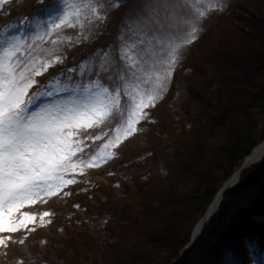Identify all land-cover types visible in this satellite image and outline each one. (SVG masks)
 <instances>
[{
  "label": "trees",
  "instance_id": "16d2710c",
  "mask_svg": "<svg viewBox=\"0 0 264 264\" xmlns=\"http://www.w3.org/2000/svg\"><path fill=\"white\" fill-rule=\"evenodd\" d=\"M129 2H125L126 13L128 4L132 5ZM129 13L136 15L137 10ZM243 16L240 20L244 26H230L225 35L233 36V40L226 36L211 61L208 55L201 67L188 66L191 77H184L181 84L186 93L178 107L179 120L168 118L167 127L161 130L166 138L155 142L161 149H152L151 139L145 152L126 162L124 194L129 197L118 198L115 205L107 201L109 206L101 207V221H94L91 230L96 239L87 241L86 234L81 233L79 245L53 240L55 244L48 252L58 253L46 259V264H220L227 257L238 261L239 253L261 243L256 255L258 264H264V229L257 226L264 218V158L242 171L240 181L224 193L219 209L194 246L185 250L224 182L244 164L254 147L264 142V0L250 3ZM98 79L105 85L106 74ZM215 123L217 130L224 123L230 125L225 142L207 138ZM178 129L182 132L174 134ZM201 159L209 165L202 171L197 166ZM162 167L171 169L165 176L170 179L154 190L152 183L163 177ZM147 172H159V176L141 181ZM129 183L140 196H130ZM98 185L103 194L113 189L111 184ZM145 185L150 192L141 190ZM140 213L146 216L143 226L138 224ZM111 237L114 242L109 245ZM78 249L85 255L74 258Z\"/></svg>",
  "mask_w": 264,
  "mask_h": 264
},
{
  "label": "rangeland",
  "instance_id": "374dc122",
  "mask_svg": "<svg viewBox=\"0 0 264 264\" xmlns=\"http://www.w3.org/2000/svg\"><path fill=\"white\" fill-rule=\"evenodd\" d=\"M238 1L204 0L205 6L222 3L223 9H208L209 15L200 22L202 30L198 33L197 39L183 48L181 58L174 66V71L158 86L154 105H149L144 109L146 116L136 123L134 131L125 134L121 127L122 118L114 114L115 118L106 121L105 125L86 131L81 130L79 136L73 137L76 141H83L81 150L77 151L72 158L73 162L83 161L84 163L79 168L63 174L65 179L72 180L71 183L61 184L50 192L41 193L32 201L18 205L11 212L12 222L19 224L20 227L15 232H0V239L5 241L0 244V264H46L44 262L46 259L48 260L49 257L58 253V250L51 254L48 252L55 244L53 240L79 245L82 243L81 233L86 234L87 241H91L92 238L96 239V233L91 230H93L94 221H101L99 216L103 212L101 207L109 206L106 205L107 201L109 203L111 200L110 204L115 205L118 198L129 197V194H124V185H126L124 179H126L128 171L126 162L138 153L145 152L151 139H153L151 146L154 144L151 148L161 149L162 146L155 142L160 138H166V134L161 130L167 127L168 118L179 120L180 109L178 107L183 102L184 93H186L181 84H184V77H191L187 74L188 66L201 67L203 58L208 55L211 61L218 52L220 42L226 36L229 37V40H233V36L225 35L230 26L233 23L236 28L244 26L240 18L248 10L250 3H255V0H240L239 5ZM125 2L126 0H123L117 6L116 0H103L105 8L102 12H106L107 19H92L89 16L82 22L73 23L71 26L57 22L58 27L45 26L43 31L47 35L39 38L37 33L41 30L36 28V24L48 19L46 10L58 4L59 0H0V35H3L4 31L11 26L19 25L18 28H12L9 35L19 36L23 33L22 39L25 44L18 55L25 63L30 61L38 73L34 77L36 83L29 90V97L45 90H50L53 93L50 96L40 97L37 104L32 105L30 110L63 100L71 94L63 91L64 88L71 89L74 93L76 89L83 90L89 85L95 86L99 82L100 74H106L107 77L104 87L110 91L117 87L121 89V107L124 106L128 100L127 93L123 91L125 79L131 78L129 69L131 68L132 71L135 69L126 60L123 50L130 48L133 53L142 55L140 50L146 48V44L140 45V41L143 39L142 30L129 21L137 18L138 14L147 18V6L153 4L154 0H131L129 3L132 5L128 4L127 13ZM135 9L137 14L130 16L129 12H134ZM25 20H30L31 24L25 25ZM239 30L241 31V29ZM149 35H151L150 30ZM77 60L79 62H76ZM87 78H93V80L88 82ZM194 78L198 77L194 76ZM112 82L119 84L114 86L111 84ZM143 87L150 90L154 85L149 82ZM215 97L213 96V99ZM188 100H185L186 104H188ZM230 118L228 119L230 120ZM229 127L230 125L224 123L217 130L215 123L207 138H210L209 140L220 139V143L225 142L224 139L230 133ZM117 128H120L119 132H117ZM180 132L182 131L178 129L174 131V134ZM102 133H106V135H102ZM89 135L101 138L89 139ZM110 140L113 143L109 144ZM106 144L107 147H105ZM73 146L75 147V145ZM93 157H98V159L93 160ZM205 161L206 159L199 161L197 166H200V171L209 166ZM169 170L171 169L166 167L160 169L163 177L158 183H152L154 190L162 184L165 185V179H170L165 177ZM213 170L215 171L216 168ZM220 172L222 173L223 169ZM158 173H144L141 181H149L159 176ZM100 183L111 184L113 189L110 193L107 190H105V194L100 193L98 187ZM141 190L150 192L151 188L145 185ZM129 191H131L130 196H140L136 195L137 191L132 184ZM107 195H110L111 198ZM25 213L29 214L27 218ZM140 215L141 213L137 216L138 224L143 226L142 220L146 216ZM33 217L34 219H32ZM148 220L151 218L149 217ZM260 220L257 226L264 229V218ZM24 224L27 227H24ZM111 224L113 227L114 223ZM101 235L107 237L104 233ZM112 235L113 233L110 236ZM108 241L111 245L114 238L111 237ZM218 242L219 240L215 239V243ZM261 245L239 253L238 261L233 262L227 257L220 261V264H258L256 254L260 251ZM73 255L76 258L85 254L78 249ZM109 257L111 258L109 255L107 259ZM82 260L80 259L81 262Z\"/></svg>",
  "mask_w": 264,
  "mask_h": 264
},
{
  "label": "snow or ice",
  "instance_id": "6c2138e0",
  "mask_svg": "<svg viewBox=\"0 0 264 264\" xmlns=\"http://www.w3.org/2000/svg\"><path fill=\"white\" fill-rule=\"evenodd\" d=\"M121 2L123 0H116V5ZM104 8L103 0H59L46 10L48 19L36 24L41 30L37 36L47 35L43 31L45 26H71L89 16L107 19L106 12H102ZM208 9L222 10L223 4L205 6L204 0H154L147 6V18L138 14L137 18L130 19V23L142 30L140 43L146 44V48L140 50L142 55L133 53L130 48L123 50L126 60L135 69L130 68L131 78L125 79L123 91L128 100L123 107L119 87L110 91L97 82L74 93L64 88L63 91L71 94L63 100L30 110L40 97L53 93L45 90L29 97L38 73L30 61L25 63L18 55L25 44L23 33L9 35L12 28L19 25L11 26L0 35V232L19 229L20 225L11 218V212L18 205L72 182L63 174L84 163H74L72 159L83 144L82 140L73 139L81 130L105 125L115 118L114 114L122 118L125 134L135 130L136 123L146 116L144 109L154 105L158 86L174 71L183 48L197 39L202 30L200 22L209 15ZM30 24V20H25V25ZM149 82L154 85L150 90L143 87ZM100 138L89 135V139ZM3 243L5 241L0 239V244Z\"/></svg>",
  "mask_w": 264,
  "mask_h": 264
},
{
  "label": "water",
  "instance_id": "95a60500",
  "mask_svg": "<svg viewBox=\"0 0 264 264\" xmlns=\"http://www.w3.org/2000/svg\"><path fill=\"white\" fill-rule=\"evenodd\" d=\"M262 144H264V142H262L260 145H262ZM256 147H254L253 153L251 155L247 156L244 159V164L237 171L234 172L233 177H231L229 180H227L226 182H224V186L218 192V194L215 197L213 203L210 205V207L208 208L206 214L204 215V217L201 219V221L197 225V227L195 229V233H193V239H192V242L190 243V246L194 243L195 239L198 237V235L200 234L201 230L204 228L205 223H207L210 220V218L212 217V215L214 213V212H212L213 211L214 204H216V205L220 204L222 198H224V193L226 191H228L229 189H233L237 185V183L239 182V180L241 178L242 171L246 167H248L250 165H253L256 162H259V161H261L264 158V155H263L259 159H254ZM200 227H201V230L199 231V228Z\"/></svg>",
  "mask_w": 264,
  "mask_h": 264
},
{
  "label": "bare ground",
  "instance_id": "6f19581e",
  "mask_svg": "<svg viewBox=\"0 0 264 264\" xmlns=\"http://www.w3.org/2000/svg\"><path fill=\"white\" fill-rule=\"evenodd\" d=\"M264 155V144H262V145H257V147H256V149H255V155H254V159H259V158H261L262 156ZM222 200H223V198H222ZM222 200H221V202H222ZM214 201V200H213ZM221 202H220V204H218V205H216V204H214V206H213V211L212 212H216L218 209H219V207H220V205H221ZM213 203V202H212ZM211 203V204H212ZM213 213V214H214ZM213 216V215H212ZM201 221V220H200ZM199 221V222H200ZM199 222H198V224H199ZM197 224V225H198ZM197 225H196V227H197ZM205 225H206V223H205ZM196 227H195V229H196ZM204 228H205V226H204ZM204 228L201 230V227L199 228V231L201 230V232H200V234L198 235V237L195 239V241H194V243L190 246V243L192 242V239H193V236H192V238H191V241L187 244V246L185 247V250L186 249H190L191 247H193L194 246V244H195V242H196V240L199 238V236L201 235V233H202V231L204 230ZM194 233H195V230H194Z\"/></svg>",
  "mask_w": 264,
  "mask_h": 264
}]
</instances>
